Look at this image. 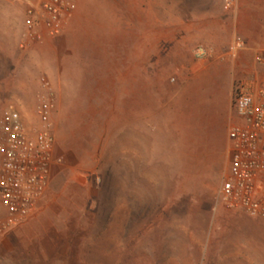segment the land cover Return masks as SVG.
<instances>
[{"label": "crops", "instance_id": "0c3cea01", "mask_svg": "<svg viewBox=\"0 0 264 264\" xmlns=\"http://www.w3.org/2000/svg\"><path fill=\"white\" fill-rule=\"evenodd\" d=\"M41 32L22 51L18 95L38 98L46 76L61 116L107 102L132 180L162 182L170 208H199L211 250L264 257V220L219 199L242 123L235 89L264 85V0H79L59 36Z\"/></svg>", "mask_w": 264, "mask_h": 264}, {"label": "rangeland", "instance_id": "374dc122", "mask_svg": "<svg viewBox=\"0 0 264 264\" xmlns=\"http://www.w3.org/2000/svg\"><path fill=\"white\" fill-rule=\"evenodd\" d=\"M25 32L24 5L0 0V140L9 106L27 123L38 124L39 99L23 98L17 90ZM56 103L45 202L41 199L32 217L0 236V264H264L262 256L251 261L248 254L234 259L211 250L212 227L199 208H170L162 182L132 180L130 158L126 164L117 157L107 102H75L64 116Z\"/></svg>", "mask_w": 264, "mask_h": 264}, {"label": "built area", "instance_id": "2783aa9c", "mask_svg": "<svg viewBox=\"0 0 264 264\" xmlns=\"http://www.w3.org/2000/svg\"><path fill=\"white\" fill-rule=\"evenodd\" d=\"M19 1L25 7L26 27L20 47L26 49L29 43L42 41V29L52 37L59 36L79 0ZM243 46L237 42L234 49ZM41 83L43 91L35 111L38 124L27 123L13 105L1 119L0 207L5 217L0 218V236L30 217L49 186L57 98L48 77L43 76ZM233 106L242 123L230 131L231 169L219 199L231 209L264 220V85L257 86L253 80L240 82Z\"/></svg>", "mask_w": 264, "mask_h": 264}]
</instances>
